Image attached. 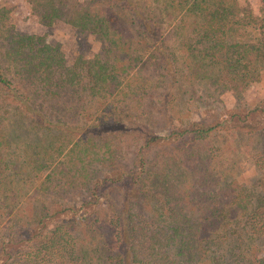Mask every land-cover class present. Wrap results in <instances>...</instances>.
Returning a JSON list of instances; mask_svg holds the SVG:
<instances>
[{
  "label": "trees",
  "instance_id": "obj_1",
  "mask_svg": "<svg viewBox=\"0 0 264 264\" xmlns=\"http://www.w3.org/2000/svg\"><path fill=\"white\" fill-rule=\"evenodd\" d=\"M156 1L171 22L170 42L140 0L38 3L48 26L62 20L93 37L99 58L70 62L44 36L6 30L0 227L6 218L12 225L0 264H264V101L213 107L177 95L225 82L242 97L264 68V18L259 28L241 22L242 9L228 0ZM231 25L258 32L238 41ZM144 103L147 112L123 115L122 106ZM25 121L42 135L16 133ZM70 133L91 145L58 161ZM220 134L253 158L251 188L229 165L226 174L225 164L217 169ZM46 161L55 165L50 172ZM42 177L62 202L27 212V187ZM225 247L230 259L218 254Z\"/></svg>",
  "mask_w": 264,
  "mask_h": 264
},
{
  "label": "rangeland",
  "instance_id": "obj_2",
  "mask_svg": "<svg viewBox=\"0 0 264 264\" xmlns=\"http://www.w3.org/2000/svg\"><path fill=\"white\" fill-rule=\"evenodd\" d=\"M141 6L150 17L162 27V31L166 34V38L170 42L174 35L173 29L170 27L171 22L167 19H163L161 16L159 5L156 0H140ZM42 0H2L0 1V46L6 41V30L12 28L14 31L21 34L44 36L47 45L59 44L62 46L68 60L74 62L75 60L89 57L99 58L98 42L88 34H83L75 31L72 27L66 24L64 21H56L54 25L48 26L46 22L41 19V12L43 8L39 7L38 3ZM228 2L234 4L239 9H242L239 20L243 22H252L256 27H260L261 23L258 21L264 18V0H228ZM237 18V20H238ZM244 21V22H245ZM251 25H231L228 27L229 36L234 37L235 40L244 41L247 38L245 32L250 34H257L258 30L252 29ZM249 38V37H248ZM260 76L252 84H245V93L242 97H236L230 89V86L225 83H212L206 82L192 87L184 88L178 91L177 95L179 101L185 98H195L198 101H202L204 104L213 107H233L239 104H248L264 101V68L261 69ZM133 106V105H132ZM125 116H132L137 114H143L149 110V103H144L142 107L133 106V109L121 107ZM80 112V109H79ZM93 112L96 110L93 108ZM87 123V121H86ZM75 124H82L80 121H76ZM13 129L16 133H21L22 137L29 135L30 138H37L42 135V129H34L32 125L25 121L22 128L14 126ZM11 129L12 131H14ZM216 154L218 155L216 164L219 169L220 165L225 164L223 169L219 172L227 173L224 170L228 168V165L239 174L235 177L236 181L241 185L245 184L248 187H252L258 181L257 168L254 166L253 158L245 153V149H235L232 137L227 134H220L215 141ZM64 151L61 157L57 160L61 161H73L75 158L85 149L90 147L91 142L87 137L70 133L63 140ZM255 145L251 144V148ZM257 149V147H255ZM253 150V149H252ZM158 152H154L152 157H157ZM223 161V162H222ZM222 162V163H221ZM47 171L50 172L54 168V163H45ZM42 177L36 180L33 185H29L27 188H31L29 195L22 199V208L30 212L34 209L38 212L41 207H50L57 202H62V198L58 193L50 188L49 183L45 182L43 185ZM228 184V178L225 180ZM31 196V197H30ZM63 197H67L66 195ZM28 200V201H27ZM21 207V205L19 206ZM18 207V208H19ZM20 220V219H16ZM3 226L0 227V240H3L5 234L8 231L12 221L10 219H4ZM264 250V240L259 243ZM220 256L230 259L228 255V247L222 248L218 251ZM14 264V263H13Z\"/></svg>",
  "mask_w": 264,
  "mask_h": 264
}]
</instances>
